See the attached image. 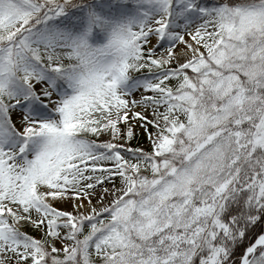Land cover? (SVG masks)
Masks as SVG:
<instances>
[{
  "label": "snow or ice",
  "instance_id": "6c2138e0",
  "mask_svg": "<svg viewBox=\"0 0 264 264\" xmlns=\"http://www.w3.org/2000/svg\"><path fill=\"white\" fill-rule=\"evenodd\" d=\"M0 264H264V0H0Z\"/></svg>",
  "mask_w": 264,
  "mask_h": 264
}]
</instances>
